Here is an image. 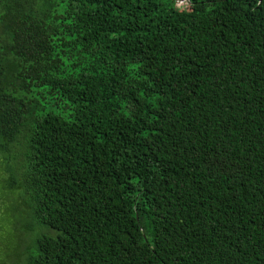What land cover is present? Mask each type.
<instances>
[{
    "label": "trees",
    "instance_id": "1",
    "mask_svg": "<svg viewBox=\"0 0 264 264\" xmlns=\"http://www.w3.org/2000/svg\"><path fill=\"white\" fill-rule=\"evenodd\" d=\"M0 160L10 264H264V0H0Z\"/></svg>",
    "mask_w": 264,
    "mask_h": 264
},
{
    "label": "rangeland",
    "instance_id": "2",
    "mask_svg": "<svg viewBox=\"0 0 264 264\" xmlns=\"http://www.w3.org/2000/svg\"><path fill=\"white\" fill-rule=\"evenodd\" d=\"M172 1V3L177 2V0H166ZM186 0H179L177 3H183ZM2 161L0 160V178L2 177ZM6 167V164H5ZM4 167V168H5ZM1 185V182H0ZM6 214L0 216V264H10L11 262H6L10 260V257L15 255V247L19 248L20 252L24 251L25 256L33 251V239L35 234H38L37 230L29 232L24 239L19 238V228L15 229L14 222H7L5 218Z\"/></svg>",
    "mask_w": 264,
    "mask_h": 264
},
{
    "label": "built area",
    "instance_id": "3",
    "mask_svg": "<svg viewBox=\"0 0 264 264\" xmlns=\"http://www.w3.org/2000/svg\"><path fill=\"white\" fill-rule=\"evenodd\" d=\"M177 2H179V0H177ZM177 2H176V4H178Z\"/></svg>",
    "mask_w": 264,
    "mask_h": 264
}]
</instances>
